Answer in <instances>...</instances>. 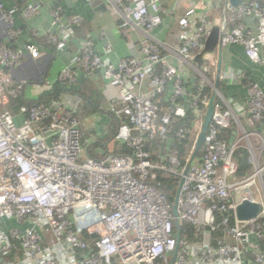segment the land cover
<instances>
[{"label":"built area","instance_id":"obj_1","mask_svg":"<svg viewBox=\"0 0 264 264\" xmlns=\"http://www.w3.org/2000/svg\"><path fill=\"white\" fill-rule=\"evenodd\" d=\"M228 1L218 2L229 13L221 23L219 47L241 45L246 57L264 70V6L258 0H243L232 8ZM110 3L137 34L141 56L106 64L80 43L74 66L63 69L57 82L74 84L76 69L101 71L104 80L119 90L106 110L121 120L115 141L129 154L89 157L86 149L100 134L83 141L71 104L54 98L22 105L14 114L8 104L23 97L25 83L12 82L10 73L26 56L0 44V219L31 226L0 232V264H18L19 254L24 264H264L263 89L248 81L247 107L235 109L208 77L216 67L215 53L207 64L196 67L195 57L213 27L206 15L187 11L178 22L181 33L175 45L156 34L167 14L160 0ZM15 13L16 8L0 5L12 41L21 35L13 28ZM32 13L27 6L24 14ZM52 15L57 30L47 36V44L65 45L69 31L60 21L62 10L55 9ZM249 17L258 22L255 31L246 25ZM26 50L32 58L39 55L30 41ZM177 66L188 73L186 83ZM49 84L43 82L44 87L50 88ZM192 86H196L190 102L195 119L176 133L178 140L188 143L181 159L178 151L168 149V134L175 119L187 116L181 101ZM206 86L219 101L212 103L200 156L191 161L211 101L202 95ZM223 131L230 133V141ZM239 150L246 152L252 168L242 178L234 159ZM157 173L177 178L178 185L182 182L176 217L174 201L155 183ZM245 200L262 210L254 219L241 221L235 209ZM43 226L50 232L48 243L36 231Z\"/></svg>","mask_w":264,"mask_h":264},{"label":"crops","instance_id":"obj_2","mask_svg":"<svg viewBox=\"0 0 264 264\" xmlns=\"http://www.w3.org/2000/svg\"><path fill=\"white\" fill-rule=\"evenodd\" d=\"M264 3V0H260ZM219 0H160V4L167 10L163 16V25L156 32L158 38L163 39L168 44H177L180 39L181 29L178 22L185 16L190 9L196 13L206 15L208 20L222 26V20L229 18V13L225 11L224 4L218 3ZM6 10L16 8L13 17V28L21 30L20 37L12 41L8 37L9 25L0 15V44L12 46L25 53V61L10 73L12 82H23V98L27 102H34L45 97L49 87H44L43 82L48 81L51 85L57 83L59 73L66 67H73L80 43H84L93 53L99 55L106 64L116 65L119 60L127 57H140L139 39L135 32L130 31L118 13L112 9L110 0H96L87 3L83 0H0ZM27 6L33 8L30 16L24 14ZM223 7V9L221 8ZM61 9V23L69 31L68 41L65 45H60L50 49L46 43H39L37 46L38 57L32 58L26 50V46L31 38L30 33L38 34V37L48 36L57 30L52 11ZM246 25L256 30L255 17L246 19ZM261 56L264 57V47L261 48ZM212 59L216 63L210 79L218 87L235 109H245L247 107V82L258 83L264 91V70L251 62L245 55L241 45H228L219 51L216 49ZM207 61V60H206ZM196 65V63H194ZM221 73L218 77V66ZM181 76L188 81V73L181 72V66H177ZM80 73V72H78ZM231 74L240 77L230 79ZM82 81L87 76L80 74ZM94 82V81H93ZM95 95L101 96L100 106L105 110L111 100L119 97V90L111 87L104 79L92 84ZM218 89V88H217ZM94 94V93H93ZM12 100L8 104L11 109ZM12 110V109H11ZM100 113V112H99ZM85 119L94 118L96 120L94 129L84 130L80 122L81 137L83 141L92 139L94 135L101 134L106 130L109 117L105 114L87 115ZM264 132V120L262 123ZM0 226H7V229H23L30 225H19L14 220L0 219ZM6 229V228H5ZM6 229V230H7ZM4 231L0 227V232ZM45 242L50 239V232L43 227H36ZM264 249V242L260 243ZM18 264H24L21 254L17 255Z\"/></svg>","mask_w":264,"mask_h":264},{"label":"trees","instance_id":"obj_3","mask_svg":"<svg viewBox=\"0 0 264 264\" xmlns=\"http://www.w3.org/2000/svg\"><path fill=\"white\" fill-rule=\"evenodd\" d=\"M256 1V0H253ZM261 5L264 6V3L260 0H258ZM223 9V7H221ZM33 42H32V41ZM31 43L38 46L39 43H46V46L50 49L56 48V46L48 45L47 44V36L45 37H36L34 39H29ZM12 49L18 50L12 46H9ZM207 64V61H204L203 65ZM80 72V73H78ZM86 75L87 79L85 81H82V79L79 78V75ZM211 74H208V77L210 79ZM99 79H104L102 72L99 70H94L92 73H86L82 69H76L75 70V83L71 85H65L63 83L57 82L54 85H51L48 93L45 97L41 98L40 100L32 102H27L23 97H19L17 99H11V109L14 114H17L19 107L22 105H31L37 102H45L48 99L51 98L56 99L58 102H64L65 105L73 107L76 113V117L78 121L82 120L87 115H93V114H105L109 117V123L105 131H103L98 139L90 144L87 149L86 153L89 157L92 158H101L102 156L106 154H115V155H125L129 154V150L127 147L123 144H120L115 141V135L117 133L118 127L121 124V120L114 117L110 112H108L106 109L103 110L102 106H100V95H95L96 93L93 92V88L91 87L92 84H95L99 81ZM94 81V82H93ZM192 85H195L196 82L192 81ZM195 87H190L187 96L183 102L187 109V116L184 119H175L170 128H169V134H168V142L169 143V150H176L179 153V156L181 159L184 158L186 154V147L188 145L187 141H180L176 138V133L180 128H188L191 126L192 122L194 121L195 117L194 114L190 108V102L192 100V95L195 92ZM218 90L220 91L219 87ZM221 92V91H220ZM94 93V94H93ZM202 95H208L209 99H211L214 103L218 102L219 99L217 96L213 95L210 88L208 86L205 87ZM108 107V106H106ZM100 112V113H99ZM80 123V122H79ZM226 134V135H225ZM223 137L227 141H230L232 136L228 131H223ZM150 145H147L146 149L150 150ZM150 148V149H149ZM200 156V150L196 157ZM234 159L237 162L238 165V177L242 178L247 176L251 172V167L248 165L246 160V152L244 150H239L235 152ZM160 184V186L163 189V192L167 195L169 200L173 202L174 195L176 193L177 187H178V179L173 176H164L162 173H157L156 182ZM172 196V197H171ZM4 231H6L7 226H0ZM6 228V229H5ZM182 229L186 230L187 232L194 234L196 232L195 229L188 227V226H182ZM8 230V229H7Z\"/></svg>","mask_w":264,"mask_h":264},{"label":"water","instance_id":"obj_4","mask_svg":"<svg viewBox=\"0 0 264 264\" xmlns=\"http://www.w3.org/2000/svg\"><path fill=\"white\" fill-rule=\"evenodd\" d=\"M243 0H229L228 3L232 8L238 7ZM219 37H220V25L218 23H214L211 32L209 36L206 38L205 45L203 50L195 57V63L196 67L200 68L204 61H206L208 58L213 56L215 53L216 49L220 51L219 47ZM220 70V65L218 66V72ZM215 89L217 90L218 88V81L214 84ZM213 101H210V104L208 106V109L206 111L200 132L198 134V138L195 144V149L192 153L191 156V161L197 156L199 150L201 149L204 139L206 136V132L209 128V125L211 123V119L213 116ZM190 164V163H189ZM189 164H187L185 168V172L188 170ZM182 182L179 184L178 191L176 194V198L173 203V215L176 217L178 214V206H177V201L180 193V187H181ZM262 207L261 205L257 203H251L249 201H242L240 204L237 205L235 209V215L238 220L241 221H247L254 219L255 217L258 216V214L261 212Z\"/></svg>","mask_w":264,"mask_h":264},{"label":"rangeland","instance_id":"obj_5","mask_svg":"<svg viewBox=\"0 0 264 264\" xmlns=\"http://www.w3.org/2000/svg\"><path fill=\"white\" fill-rule=\"evenodd\" d=\"M221 49H223L222 47L220 48V51H221ZM215 68H213V70H214ZM220 73H221V69L219 70V72L217 73V75H218V77L220 76ZM95 123H96V120L94 119V118H91V119H89V118H87V119H85V118H83L82 120H81V126L83 127V129L84 130H89V129H94V126H95ZM252 169V168H251ZM153 173V172H152ZM164 176H168V175H166V174H163ZM150 181H152L151 179H150ZM179 186V185H178ZM177 190H178V187H177ZM177 190H176V193H177ZM176 193H175V195L173 196L174 198H175V196H176ZM172 197V196H171ZM174 201V200H173Z\"/></svg>","mask_w":264,"mask_h":264}]
</instances>
